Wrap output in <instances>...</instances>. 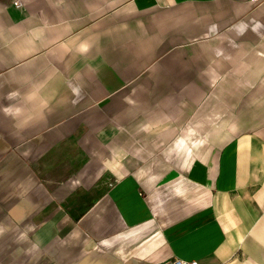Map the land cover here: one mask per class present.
<instances>
[{
  "label": "crops",
  "instance_id": "obj_1",
  "mask_svg": "<svg viewBox=\"0 0 264 264\" xmlns=\"http://www.w3.org/2000/svg\"><path fill=\"white\" fill-rule=\"evenodd\" d=\"M175 258L264 264V0H0V264Z\"/></svg>",
  "mask_w": 264,
  "mask_h": 264
},
{
  "label": "built area",
  "instance_id": "obj_2",
  "mask_svg": "<svg viewBox=\"0 0 264 264\" xmlns=\"http://www.w3.org/2000/svg\"><path fill=\"white\" fill-rule=\"evenodd\" d=\"M15 5H18V2H14ZM170 264H198L196 261H186L182 259L175 258L173 259Z\"/></svg>",
  "mask_w": 264,
  "mask_h": 264
}]
</instances>
